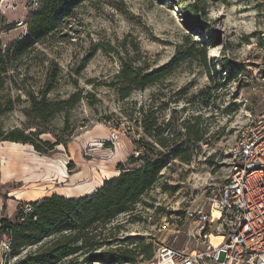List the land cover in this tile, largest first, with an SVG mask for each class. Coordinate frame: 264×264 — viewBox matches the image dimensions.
I'll list each match as a JSON object with an SVG mask.
<instances>
[{
  "label": "rangeland",
  "instance_id": "rangeland-1",
  "mask_svg": "<svg viewBox=\"0 0 264 264\" xmlns=\"http://www.w3.org/2000/svg\"><path fill=\"white\" fill-rule=\"evenodd\" d=\"M188 1H87L50 38L15 58L39 0H0L6 68L0 73V136L23 130L41 133L43 142H62L47 155L31 145L3 142L0 221L15 222L21 206L27 214L26 204L53 195L89 197L80 189L97 192L123 169L138 168L134 160L150 150L166 162L135 210L98 230L108 238L106 245L60 264H85L115 251L133 252L135 262L127 264H139L152 259L161 245L190 248L188 214L209 186L228 179L235 138L264 110V0H206L199 19L186 11ZM192 42L198 43L194 50ZM197 49L206 51L207 63ZM186 51L191 58L177 61ZM125 62L145 73L172 66L171 73L122 99L118 77ZM43 95L49 102L72 100L74 105L39 130L29 128L31 97ZM190 127L202 138L196 146L188 144ZM136 142H141L138 148ZM187 156L190 163L181 159ZM68 189L72 194L65 196ZM6 239L11 237L0 231V264H17L50 245L46 241L5 258ZM146 246L152 253H144Z\"/></svg>",
  "mask_w": 264,
  "mask_h": 264
},
{
  "label": "trees",
  "instance_id": "trees-1",
  "mask_svg": "<svg viewBox=\"0 0 264 264\" xmlns=\"http://www.w3.org/2000/svg\"><path fill=\"white\" fill-rule=\"evenodd\" d=\"M87 1L92 0H39L35 12L25 22L27 36L15 47L13 56L20 58L27 54L35 44L46 41L66 20L73 17L77 8ZM205 1L189 0L186 11L199 19L205 14L203 8ZM4 24L0 14V35ZM192 45L194 50L198 43L192 42ZM198 51L202 53V59L207 63L206 51L204 49ZM3 55L0 40V73L6 72ZM190 58L189 52L186 51L181 53L177 61L182 62ZM171 67L145 73L134 63L125 62L118 77L122 86L119 90L120 97L127 99L134 91L145 90L156 84L171 73ZM235 75L229 79L236 78ZM3 85L0 77V89ZM73 105L72 100L53 103L46 100L44 95L41 98L31 97L30 108L27 110L28 126L39 130L40 127L48 125L56 115L71 109ZM193 129L190 127L188 130V138L192 139L188 144L196 146L202 138ZM40 134L28 135L23 130H13L5 136L1 135L0 140L31 145L38 153L44 155L53 152L55 147L62 143L59 141L56 144L43 142L39 139ZM158 143L161 146L165 145L162 141ZM135 145L138 148L141 142H136ZM142 148L146 149L145 146ZM144 154H139L134 160V163L139 164L138 168L123 169L119 177L105 181L103 187L89 197L78 200L53 195L41 201L26 204L30 208L27 214L24 213V205L21 206L15 222L1 220V233L9 235L12 239L11 257H17L26 248L38 246L46 241H49L50 245L45 248L44 252L29 256L17 264H60L63 259L78 252L85 250L86 253H90L101 249L107 244L108 238L103 233H98V230L105 228L118 216L134 211L141 198L156 184L159 173L166 166L165 160L157 158L153 150ZM181 159L186 163L191 162V156ZM78 243L79 246H75ZM144 248V253L152 250L151 246ZM135 258L133 252L115 251L89 258L84 263L127 264L135 262Z\"/></svg>",
  "mask_w": 264,
  "mask_h": 264
},
{
  "label": "built area",
  "instance_id": "built-area-1",
  "mask_svg": "<svg viewBox=\"0 0 264 264\" xmlns=\"http://www.w3.org/2000/svg\"><path fill=\"white\" fill-rule=\"evenodd\" d=\"M230 161L228 179L209 186L188 214L185 234L191 247L161 245L152 259L139 264H264V110L241 128ZM11 243L2 244L5 258Z\"/></svg>",
  "mask_w": 264,
  "mask_h": 264
},
{
  "label": "bare ground",
  "instance_id": "bare-ground-1",
  "mask_svg": "<svg viewBox=\"0 0 264 264\" xmlns=\"http://www.w3.org/2000/svg\"><path fill=\"white\" fill-rule=\"evenodd\" d=\"M31 170H29V171H27V170H23L22 172H21V174L22 173H24V174H26V173H28V172H30ZM9 172H11V170H9ZM49 172V171H48ZM37 176H33V180H36V182H37ZM79 178L78 177H76V178H74V179H72V183L74 184V183H76L77 182V180H78ZM103 183V181L102 180H100L99 181V183H98V186H100L101 184ZM83 193H84V195H85V197L86 196H89V195H91V194H93V190H94V188H92V187H90V188H87V189H80ZM72 194V191H71V189L69 190L68 189V191H65V196H70ZM22 197V195H17V198H21Z\"/></svg>",
  "mask_w": 264,
  "mask_h": 264
},
{
  "label": "crops",
  "instance_id": "crops-1",
  "mask_svg": "<svg viewBox=\"0 0 264 264\" xmlns=\"http://www.w3.org/2000/svg\"><path fill=\"white\" fill-rule=\"evenodd\" d=\"M3 145V144H2Z\"/></svg>",
  "mask_w": 264,
  "mask_h": 264
}]
</instances>
